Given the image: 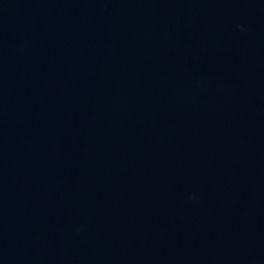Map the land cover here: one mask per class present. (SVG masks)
<instances>
[{
	"label": "water",
	"instance_id": "95a60500",
	"mask_svg": "<svg viewBox=\"0 0 264 264\" xmlns=\"http://www.w3.org/2000/svg\"><path fill=\"white\" fill-rule=\"evenodd\" d=\"M0 264H264L114 0H0Z\"/></svg>",
	"mask_w": 264,
	"mask_h": 264
}]
</instances>
